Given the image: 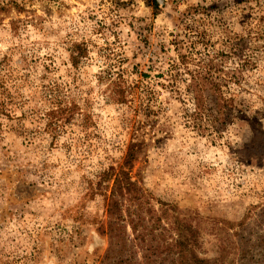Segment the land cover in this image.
Listing matches in <instances>:
<instances>
[{"label": "rangeland", "instance_id": "rangeland-1", "mask_svg": "<svg viewBox=\"0 0 264 264\" xmlns=\"http://www.w3.org/2000/svg\"><path fill=\"white\" fill-rule=\"evenodd\" d=\"M156 1L0 0V264L145 263L101 234L95 192L130 147L125 171L192 220L194 254L264 264V0ZM71 103L90 119L55 137L47 114Z\"/></svg>", "mask_w": 264, "mask_h": 264}, {"label": "trees", "instance_id": "trees-1", "mask_svg": "<svg viewBox=\"0 0 264 264\" xmlns=\"http://www.w3.org/2000/svg\"><path fill=\"white\" fill-rule=\"evenodd\" d=\"M154 8L158 9V3L153 0ZM78 46L76 53L72 55L74 65L78 64L86 55V49ZM111 98L119 103H127L131 95L130 89L123 87L121 83H113ZM196 92L197 87H194ZM220 100L215 98L213 103L218 104ZM202 101L198 100L199 110L204 111ZM58 104V103H56ZM55 104V105H56ZM205 104V103H204ZM47 117L48 127L52 129L55 137H59L67 126L72 125L76 117L83 115L86 121L89 115L82 113L78 105L71 103L69 107L59 104L53 106ZM80 111V112H79ZM137 158L134 147H130L124 160V165L117 174L113 169L104 171L101 181L96 184L95 192L103 196L106 201V212L108 222L101 228L102 235H108L112 244L126 246L127 241H133L143 251L144 261L151 262L152 256L170 252L176 256L171 264H223V259L207 260L201 259L194 250L197 248L199 230L192 225V220L181 216L178 210L172 206L162 205L155 209L151 203L150 195L130 177L128 171L132 162ZM128 169V171H125ZM129 228L132 237L129 239ZM115 241V242H114ZM161 241L162 244L155 242ZM171 241V242H170ZM170 260V259H167ZM166 260V261H167ZM103 259L100 264H105ZM119 264H130L127 260L118 261ZM152 263H155L152 261Z\"/></svg>", "mask_w": 264, "mask_h": 264}]
</instances>
